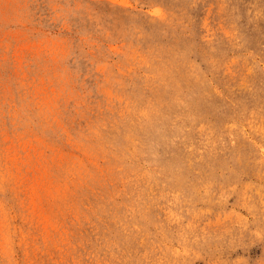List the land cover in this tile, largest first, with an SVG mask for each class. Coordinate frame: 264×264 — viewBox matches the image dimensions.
<instances>
[{
    "label": "rangeland",
    "instance_id": "1",
    "mask_svg": "<svg viewBox=\"0 0 264 264\" xmlns=\"http://www.w3.org/2000/svg\"><path fill=\"white\" fill-rule=\"evenodd\" d=\"M0 264H264V0H0Z\"/></svg>",
    "mask_w": 264,
    "mask_h": 264
}]
</instances>
